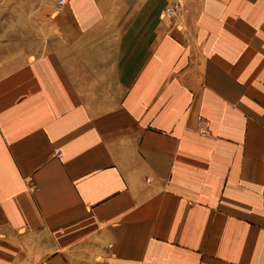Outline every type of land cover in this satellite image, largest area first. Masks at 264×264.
Listing matches in <instances>:
<instances>
[{"label":"crops","instance_id":"obj_1","mask_svg":"<svg viewBox=\"0 0 264 264\" xmlns=\"http://www.w3.org/2000/svg\"><path fill=\"white\" fill-rule=\"evenodd\" d=\"M166 1L67 0L2 69L0 264H264V0Z\"/></svg>","mask_w":264,"mask_h":264},{"label":"rangeland","instance_id":"obj_2","mask_svg":"<svg viewBox=\"0 0 264 264\" xmlns=\"http://www.w3.org/2000/svg\"><path fill=\"white\" fill-rule=\"evenodd\" d=\"M57 1L0 0V73L2 69L16 67L18 57L30 61L61 46L55 25L59 10ZM178 1L183 4L178 16L191 5L200 4V0H167L164 6Z\"/></svg>","mask_w":264,"mask_h":264},{"label":"built area","instance_id":"obj_3","mask_svg":"<svg viewBox=\"0 0 264 264\" xmlns=\"http://www.w3.org/2000/svg\"><path fill=\"white\" fill-rule=\"evenodd\" d=\"M58 8L59 7H62L64 5H67V0H58ZM178 8L179 6L178 5H174V6H167L165 9H164V14L166 15V17L169 19V20H173L177 14L176 12L178 11ZM198 118V132H200L203 136H207L209 135L208 133H210L209 129H210V123H209V120L204 117L203 115H198L197 116ZM209 130V131H208ZM56 155L59 156V157H62L63 153L60 151V150H57L56 151ZM110 247H112V244H110L109 246V249Z\"/></svg>","mask_w":264,"mask_h":264},{"label":"bare ground","instance_id":"obj_4","mask_svg":"<svg viewBox=\"0 0 264 264\" xmlns=\"http://www.w3.org/2000/svg\"><path fill=\"white\" fill-rule=\"evenodd\" d=\"M181 4H182V2H181V1H178V2L171 3V4H169L168 6L178 5L179 8H178V11L176 12V14H177V16H178V14H179L178 12H179L180 9H181ZM182 5H183V4H182ZM166 7H167V6H166ZM166 7H165V8H166ZM183 7H184V6H183ZM163 14H164V11H163ZM164 16H165L166 19H168V18L166 17L165 14H164ZM177 16H176V17H177ZM176 17H175V18H176ZM175 18H174V19H175ZM174 19H173V20H174ZM168 20H169V19H168ZM173 20H172V21H173ZM170 21H171V20H170Z\"/></svg>","mask_w":264,"mask_h":264}]
</instances>
